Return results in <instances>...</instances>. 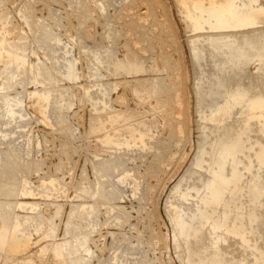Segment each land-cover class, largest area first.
Returning a JSON list of instances; mask_svg holds the SVG:
<instances>
[{
	"label": "rangeland",
	"instance_id": "rangeland-1",
	"mask_svg": "<svg viewBox=\"0 0 264 264\" xmlns=\"http://www.w3.org/2000/svg\"><path fill=\"white\" fill-rule=\"evenodd\" d=\"M237 3L242 10L250 8L248 1ZM254 5L264 11V0ZM184 9L175 0H0V160L12 156L19 164L15 179L36 193L0 197V264H72L61 249L68 243L79 246L77 256L86 264L136 259L147 261L142 264H195L197 231L209 242L217 240L218 248L238 264L252 251L253 264L264 262V197L256 254L240 246L241 236L215 226L227 207L204 206L194 191L184 196L209 181L203 161L216 148V131L228 125L234 137L245 127L236 115L222 126L201 119L205 106L200 105L199 87L224 79L228 88L249 84L245 88L253 86V96L264 97V86H255L258 77L249 78L257 75L261 61L254 58L247 71L239 69L227 78L225 50L208 43L200 44L207 49L206 58L201 55L204 62L196 61L194 37L220 32L209 25L188 32ZM260 26L264 29V22ZM8 109L15 113L12 117ZM251 124L245 139L254 142L256 132L262 133L259 142L264 144V125ZM261 172L264 195V166ZM93 188L106 193L117 189L118 199L110 201ZM241 201L246 211L242 223L250 230L251 197L245 194ZM10 203L22 208L11 212ZM202 209L211 213L210 220H204ZM253 234L250 230L245 236ZM22 240L29 241L25 250Z\"/></svg>",
	"mask_w": 264,
	"mask_h": 264
},
{
	"label": "bare ground",
	"instance_id": "bare-ground-1",
	"mask_svg": "<svg viewBox=\"0 0 264 264\" xmlns=\"http://www.w3.org/2000/svg\"><path fill=\"white\" fill-rule=\"evenodd\" d=\"M175 1L177 2L178 5L185 8L184 10H186L185 11L186 16H183V17H185L184 22L186 24V29L188 30V32L193 31V32L198 33L199 30L205 29L207 27V25H209V27L211 29L220 32V33L210 34L208 37H205V35L194 37L195 39H193L191 42V45H192L191 50L193 51L192 55L196 59V61H203L204 62V60L206 58L205 57V55H206L205 50H207V49L204 50V48H202L200 46L201 43H204V44L208 43L209 45H211L216 50L217 49L220 51L225 50V55L227 57L226 58L227 61L225 62V68L223 70L225 71V77L228 78V77H232L233 73L236 71L238 72L239 69L243 68L242 72L247 71L246 67L249 64L251 65L250 62H252V60L254 58H257L261 61L260 67L257 69V72H258V73H256L257 75L256 76L252 75V73H251V75H249L250 73L247 75H249V78H250V76H251V78L256 77V79L258 77V81H256V80L255 81L259 85L255 84L253 82L256 86V89L260 88L259 86H261V87L264 86V83H263L264 82V63H262V59H261V58H264V57H261V53L264 50V29L261 28V26H260L264 22V13H263L264 11L258 5L257 6L254 5L255 2H258V0H244V1H248L249 5H250V8L245 9V10H242L243 8H241L242 4L238 5V3H237L238 0H175ZM243 6H244V4H243ZM215 9H219V11L216 12V11H214ZM182 12H183V10H182ZM245 13L246 14L249 13V14L246 15ZM1 19H0V21H1ZM1 22L3 23V21H1ZM249 28H252V29L250 30ZM225 30H231L232 32L226 33ZM221 31H223V32H221ZM49 35L50 34H48V36ZM43 37L45 38V36H43ZM46 37H47V35H46ZM50 38H51V36H50ZM38 39H40V38H38ZM45 40L46 39H44V41ZM47 42H48V40H47ZM22 44L25 45V46L23 45V49L27 48L25 43H22ZM17 47H18V45H17ZM212 54L214 55V53H212ZM201 55L205 58H202ZM130 60H132V59H130ZM216 64H218V63H216ZM219 75H221V74H219ZM242 77H244V74ZM247 78H248V76H247ZM247 78L245 81H247ZM217 79H219V78H217ZM223 80H215V81L211 80L212 82L209 81L208 84L206 83L201 88L199 87V94L201 96L200 105L205 106L204 109H201L200 111L198 110L199 116H201V119L203 118V120H206V121L208 120L210 123H213V124L215 123V124H218L219 126H222L224 123L228 122L229 119H231L233 116L236 115V116L241 117L240 120H242V124L244 123L245 127L244 128L239 127L240 130L233 137V134H231L230 129H229V128H231V126L229 127L228 125L225 124L226 127L224 126L221 129L217 126V128L220 129L217 131L215 130L218 134V137H216L215 139L213 138L214 139L213 143H216V148L214 147V149H212V152L211 153L209 152L210 153L208 155L209 158L205 159L203 161V164L205 163L204 165H206V163H208L206 172L210 175V177H209L210 179L208 178L209 181H207V179H206L207 183L204 184L203 187L201 186V187H199V189L198 188L196 189V187H193L190 189V191L188 193H184V196L185 197L192 196V192L194 191L196 193V197H198L200 201H203L205 204L208 202V205L204 204V206L209 207L210 206L209 204H212L211 206H213V205H217L218 203H220V204L222 203V205H224L225 208L227 207V210L229 209L230 211L229 210H228V212L226 211L225 216L222 215V216H224L222 218V220L213 218V220L215 219L214 220L215 226L216 227L222 226L223 228L226 226L228 232L234 233V234L236 233L239 235V237L241 236V238H242L240 240V246L241 247H246V250L249 248H251V249L253 248L257 254V251L259 252V250L261 248V247H259V241H258V239L261 237L259 235L261 233H263V232L258 233V230H260L258 228V223L261 222V217H260L261 216L260 214H262L261 208L264 207L263 202H262L264 195H263V192H262L261 187H260V183L263 180V173L261 172V169L264 166V144L262 142H259V140H260L259 136L262 133L260 135H258V133L256 132V134H255L256 137L252 138V140H254V142L250 141L251 140L250 137L248 138V140L245 139V136H247V133L249 131V127L252 126L251 123H253V122L255 123L258 121L259 123H261V125L262 124L264 125V97H262L261 95L260 96H255V95L253 96L252 93L254 91H252V93H251L249 90V88L251 86L249 88H245L246 85H249V84H246L244 88H241L242 86L239 85L238 88L232 89V86L229 85L230 88H228L227 82H225ZM229 81H231V80L229 79ZM252 81H254V80L252 79ZM249 82H251V80H249ZM233 83H235V81H233ZM244 83H242L243 86H244ZM233 86L235 87L236 85H233ZM160 91H162V90H160ZM262 95H264V94L262 93ZM55 102H56V100H55ZM1 108H2V105L0 104V111H1ZM172 109H173V107H172ZM2 111H3V109H2ZM8 113H9V115H11V117H12V115L15 114L12 110L10 111V109H8ZM8 113H7V115H8ZM1 117H3V116H1ZM3 121H2V123H3ZM4 123H6V122H4ZM201 124H203V123H201ZM148 127L150 128V126H148ZM184 128H185V126H184ZM255 128H254V130H255ZM262 128H264V127H262ZM2 129H0V130H2ZM150 129H152V128H150ZM129 130L131 131L133 129L130 127ZM136 130L138 131V129H136ZM146 130H147V128H146ZM261 131H263V130H261ZM132 132H136L135 129ZM210 133L207 136L209 138H210ZM132 134H134V133H132ZM213 134H215V132ZM217 134H216V136H217ZM137 136H139V135H137ZM0 138H2V137L0 136ZM141 138H142V135H141ZM205 140H207V138L204 139V141ZM204 141H202V143H204ZM248 143H249V145H248ZM210 145H212V144H210ZM6 146H7V144H6ZM246 150H249V151L253 150L254 154L252 153L253 155H248L249 153L246 154L247 153ZM243 155L247 156L248 159L246 160L245 157H243ZM17 164L18 163L15 162V160L12 156H9L8 159L3 160L2 162L0 160V197L5 196L7 198L8 197L12 198V197H19V196L20 197L31 196V195L35 196L36 193L34 194L33 191L25 188L26 181H24V182L21 181V184L19 185V183H20V182H18L19 180L15 179L17 177L16 174H17L18 165H19V164L18 165ZM108 165L110 166L109 163H108ZM104 167H105V165H104ZM110 167H108L107 169H109ZM201 168H203V167H201ZM102 170H101V172H102ZM109 170L111 171V169H109ZM106 171L107 170L105 169L103 172L106 173ZM98 172H100V171L98 170ZM109 172H108V175L111 174ZM101 174L103 176V173H101ZM101 174H99V175H101ZM105 175H106V177H108L107 174H105ZM108 178H107V180H108ZM99 181H100V183H102L101 178ZM104 182H105V180L103 181V183ZM109 183L111 184V182H109ZM98 184H99V182H98ZM98 184L96 186V189L98 187ZM104 185H106V184H104ZM100 186H101V184L99 185V187ZM105 188H107V187H105ZM115 190H117V189H115ZM115 190L114 191L111 190V192L109 191V193H106L107 191L105 192V190L102 189V191L104 192L103 193L101 191V188H99L98 191H96V190L95 191L98 192L99 194L102 192L103 197L105 194L104 198H106V195H107V198L110 201H113V200L118 199L117 194L119 192L117 191V193H115ZM202 190L204 191V193H203L204 195L203 194L200 195V192ZM245 194L249 195L251 197V201H250L251 206H249V210L251 211L250 212L251 217H250V222H248V224L250 223V230L252 231V233H254L253 236H251V237L245 236V234L247 232H250V230H247L248 228L245 229V226H243L244 224L242 223V219L244 220V218L242 216H243V214L245 215L246 211L243 212L244 203H243V201H241V199L245 197ZM94 195H95V193L93 194V196ZM194 197H195V194H194ZM104 201H105V199H104ZM261 202H262L263 207L260 205ZM220 204H219V206H220ZM14 206H15V204L10 203L9 209L11 212H15L16 209L22 208L20 203L16 204V208ZM30 206L31 207L34 206V203ZM90 208L94 209L93 206ZM202 208H203V206H202ZM209 209H211V208H209ZM29 210L34 211V208L32 207V209H29ZM249 210H247V211H249ZM87 211H88V209H87ZM87 211H86V213H87ZM96 212H97V210H96ZM96 212H95V214H96ZM213 212H215V210H213L212 213ZM216 212H217V210H216ZM86 213L84 212L83 215L85 216ZM201 213H203L201 215L205 216L204 220H206V221L210 220V218H211L210 214L211 213L205 211V209L204 210L202 209ZM215 214H218V213H215ZM222 214H224V213H222ZM247 214H248V212H247ZM198 215H199V212H198ZM215 216H217V215H215ZM80 217H82V216H80ZM193 217H194V215H193ZM82 218H80V219H82ZM217 218H218V216H217ZM204 223H205V221H204ZM209 224H211V223H209ZM19 225H20V222L16 220V227H19ZM188 225H189L188 223L185 224V226H188ZM205 225H207V224H205ZM201 227H203V225H201ZM241 228H243L244 230H242ZM10 229H11V227H10ZM240 229H241V231H240ZM262 229H263V226H262ZM69 230H71V229H69ZM198 230H200V229H198ZM216 230H217V228H216ZM16 232H17V230H16ZM8 234H10V233H8ZM13 234H14V232H13ZM206 234L208 235V233H206ZM226 234H227V232H226ZM182 235H184V234H182ZM248 235H249V233H248ZM262 235H264V234H262ZM9 236H11V235H9ZM194 237H195L194 238L195 242L196 241L198 243L201 242V245H199L197 243L196 245H198V246L196 247L194 245L195 248H193V251L194 250L196 251V252L194 251L193 257L195 259H197V262L195 264H238L236 258H233V259H235V261H234L235 263H232L233 259H231V256H230L231 253L224 251L221 248H218L219 246L217 245V242H216L217 240L216 241L210 240V242H209V239L205 240L206 239L205 236L203 237L200 231H197V233L194 235ZM209 237H211V236H209ZM212 237H213V235H212ZM184 238H185V236H184ZM9 239H10V237H9ZM214 239H216V238H214ZM185 240H186V238H185ZM204 240L206 242H204ZM6 241H7V239H6ZM262 241H263V239H262ZM16 242H17V240H16ZM22 242H24V244H23L24 248L23 249L24 250L27 249L29 247V241L22 240ZM192 243H194V242H192ZM189 248L191 249V246H189ZM54 249H55V247H54ZM61 249L65 252V255H67L69 257L68 260L71 259L72 264H86L83 257L77 256V254L81 251H80L79 246H77L76 244L71 245V243H68V244L63 245V247H61ZM19 250H20V248H18V251ZM244 254L246 255V253H244ZM250 254H251V256L249 258H248V256H246L248 259L247 258H243V259L240 258L242 260L239 263L240 264H253L255 262V257H256V256H254L255 252L252 251ZM259 255H261V254H259ZM145 261H144V259H143V261L142 260L137 261V259H136V260H131L129 263L127 260V263L128 264H142V262H145ZM194 261H196V260H193V262ZM193 262H192V264H193ZM118 263L116 260V264H118ZM120 263H121V261H120ZM263 263H260V264H263ZM256 264H259V263H256Z\"/></svg>",
	"mask_w": 264,
	"mask_h": 264
}]
</instances>
